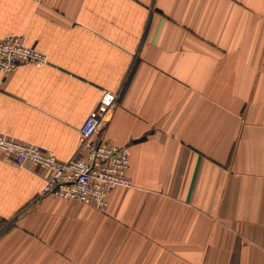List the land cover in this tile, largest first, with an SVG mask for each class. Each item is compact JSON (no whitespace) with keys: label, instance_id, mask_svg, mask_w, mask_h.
Here are the masks:
<instances>
[{"label":"crops","instance_id":"crops-1","mask_svg":"<svg viewBox=\"0 0 264 264\" xmlns=\"http://www.w3.org/2000/svg\"><path fill=\"white\" fill-rule=\"evenodd\" d=\"M46 56L0 73V133L66 160L128 145L101 211L0 155V264H264V0H0V36Z\"/></svg>","mask_w":264,"mask_h":264},{"label":"built area","instance_id":"built-area-1","mask_svg":"<svg viewBox=\"0 0 264 264\" xmlns=\"http://www.w3.org/2000/svg\"><path fill=\"white\" fill-rule=\"evenodd\" d=\"M46 56L20 35L0 36V73L5 76L25 64L42 65ZM117 93L103 90L78 128L74 154L59 160L50 150L0 133V155L15 165L33 164L48 171L39 194L77 200L105 211L107 195L116 187L132 185L127 175L128 145L95 138L116 104Z\"/></svg>","mask_w":264,"mask_h":264},{"label":"trees","instance_id":"trees-1","mask_svg":"<svg viewBox=\"0 0 264 264\" xmlns=\"http://www.w3.org/2000/svg\"><path fill=\"white\" fill-rule=\"evenodd\" d=\"M3 223H0V236L2 233H4V226L2 225Z\"/></svg>","mask_w":264,"mask_h":264}]
</instances>
